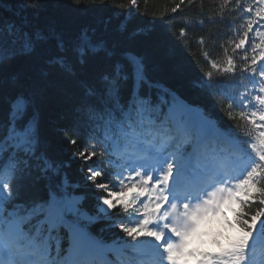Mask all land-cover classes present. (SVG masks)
Masks as SVG:
<instances>
[{
    "label": "snow or ice",
    "instance_id": "6c2138e0",
    "mask_svg": "<svg viewBox=\"0 0 264 264\" xmlns=\"http://www.w3.org/2000/svg\"><path fill=\"white\" fill-rule=\"evenodd\" d=\"M218 7L208 22L226 23L234 34L220 45L221 62L204 52L216 73L207 72L200 86L220 115L154 93L142 61L118 56L95 29L68 39L0 19V68L33 57L42 63L41 81L55 72L80 93L87 135L73 158L96 211L82 207L79 185L40 147L41 81L33 90L0 92V264H264V251L257 253L264 248V0L254 7L221 0ZM132 10L138 0H130ZM179 35L187 39L184 27ZM40 182L43 195H20ZM101 216L119 229L110 242L88 230ZM206 236L218 251L202 250Z\"/></svg>",
    "mask_w": 264,
    "mask_h": 264
},
{
    "label": "trees",
    "instance_id": "16d2710c",
    "mask_svg": "<svg viewBox=\"0 0 264 264\" xmlns=\"http://www.w3.org/2000/svg\"><path fill=\"white\" fill-rule=\"evenodd\" d=\"M32 2L0 0V19L34 31L55 32L68 39L84 28L95 29L98 36L115 47L118 56L131 54L142 61L146 78L155 86L154 93L166 91L202 111L220 115L213 106L214 98L201 88L200 81L206 78L207 72L216 73V69L205 62L204 52L211 54L209 61L221 62L224 53L220 45L234 34L226 23L208 22V17L220 11L221 0H196L192 7L186 0L176 13H171V8L179 0H138V11L132 12H129L130 0H83L79 5L74 0H39L38 6L21 8ZM242 2L253 7L256 4V0ZM182 27L186 29L187 39L179 35ZM200 37L205 38V45L198 43ZM41 68L42 63L33 57L17 56L0 68V92L33 90L34 83L41 81ZM80 103V93L74 84L55 72L35 89L40 147L61 167V174L66 175L70 183L79 185L76 194L83 198L82 207L95 215L93 188L85 184L79 171L80 161L73 158L74 153L80 152V137L87 135L83 118L78 113ZM224 119L226 123H234L227 120L226 114ZM71 139H76L77 144L69 143ZM116 163L112 166L115 171ZM43 190V182H40L23 189L20 195L39 197ZM228 214L233 219L232 213ZM109 224L110 221L101 216L88 230L110 242L113 232L119 229H111ZM216 229L224 231V224L219 222ZM261 251L264 248H257L258 254Z\"/></svg>",
    "mask_w": 264,
    "mask_h": 264
},
{
    "label": "rangeland",
    "instance_id": "374dc122",
    "mask_svg": "<svg viewBox=\"0 0 264 264\" xmlns=\"http://www.w3.org/2000/svg\"><path fill=\"white\" fill-rule=\"evenodd\" d=\"M229 220V219H228ZM228 229V228H227ZM229 230V229H228ZM230 231V230H229Z\"/></svg>",
    "mask_w": 264,
    "mask_h": 264
}]
</instances>
